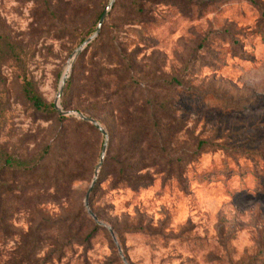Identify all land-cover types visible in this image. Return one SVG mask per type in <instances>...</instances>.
Here are the masks:
<instances>
[{
	"label": "rangeland",
	"instance_id": "1",
	"mask_svg": "<svg viewBox=\"0 0 264 264\" xmlns=\"http://www.w3.org/2000/svg\"><path fill=\"white\" fill-rule=\"evenodd\" d=\"M70 61L61 105L106 132L49 105ZM119 85L172 124L147 185L96 175ZM95 178L130 264H264V0H0V264H127Z\"/></svg>",
	"mask_w": 264,
	"mask_h": 264
},
{
	"label": "trees",
	"instance_id": "2",
	"mask_svg": "<svg viewBox=\"0 0 264 264\" xmlns=\"http://www.w3.org/2000/svg\"><path fill=\"white\" fill-rule=\"evenodd\" d=\"M162 1V0H157ZM170 1V0H168ZM136 4H141V0H136ZM86 39V38H85ZM83 39L82 42L85 40ZM90 43L87 45L89 46ZM86 46V47H87ZM126 88L124 85L117 86L115 92L118 94V99L108 100V104H112L113 108L116 109L115 118L119 120V124L125 128L127 134L126 142L122 146V152L118 153L115 157H106L102 171L112 172L114 177L127 182L130 185L142 186L149 184L154 175L149 171H144L145 168L150 167L156 162V150L158 148L162 149L164 152L167 151L166 144L168 143V138L171 137V126L170 122L160 123V119L156 117L153 112H149L150 105H145L147 108L146 113L143 116H137V114L131 110L133 106V101L131 98L122 94V91ZM26 93L33 103L40 109H44L51 105L55 106L54 103L47 104L41 95L34 90L31 85V82L26 84ZM163 107V112L166 114V117L170 116L169 111L170 107L166 103H161ZM78 110L83 111L78 108ZM85 113V111H83ZM62 117H68L67 114H63L60 111ZM139 118V121H138ZM80 120L83 123H88L89 120L83 119L80 117ZM163 126L166 131L167 137L164 138L165 145L159 147L158 141L155 139L158 133V128ZM112 134V139L115 137V132ZM117 163V166L113 168L114 163Z\"/></svg>",
	"mask_w": 264,
	"mask_h": 264
},
{
	"label": "water",
	"instance_id": "3",
	"mask_svg": "<svg viewBox=\"0 0 264 264\" xmlns=\"http://www.w3.org/2000/svg\"><path fill=\"white\" fill-rule=\"evenodd\" d=\"M112 5V2L109 4L108 8L102 13L101 17H100V20L98 22V26H97V29L96 31L91 34L89 37H87L82 43L81 45L75 50L74 52V58H76V56L78 55V53L80 52L81 49H84L94 38L97 37V35L99 34V32L101 31V28H102V25L105 21V18H106V15L109 11V8L111 7ZM72 64L73 62L70 61V66L69 68L65 71V73L63 74L62 78H61V83H60V87H59V90L57 92V95H56V98H55V101H54V104H55V107L61 111V113L63 114H67V115H70V114H74L76 113L77 115H79L81 118L83 119H86V120H89L91 121L92 123H95L96 125H98L103 131L106 132V129L105 127L101 124V122L94 116H91V115H88L86 113H84L83 111H80V110H77V109H65L62 105H61V96L63 94V91H64V88L67 84V80H68V77L70 76V71H71V68H72ZM107 145H108V142L106 141L105 144H104V151L101 155V161H100V164L98 165L97 169H96V175L98 174L99 170H100V167L102 166L103 162H104V159H105V152H106V149H107ZM96 182V178L94 179L93 181V184L91 185L89 191H88V194H87V205H88V196L92 190V187L94 186V183ZM88 209L90 211V213L95 217L96 220H98L100 223H104L106 224L110 231L112 232L117 244H118V247L120 249V253L122 254L123 256V259L124 261L127 263V264H130L127 257L124 255L123 253V249L121 247V244L119 242V240L117 239L116 235H115V232H114V229L111 225L105 223L104 221H102L101 219H99L98 215L93 211V209L88 205Z\"/></svg>",
	"mask_w": 264,
	"mask_h": 264
}]
</instances>
